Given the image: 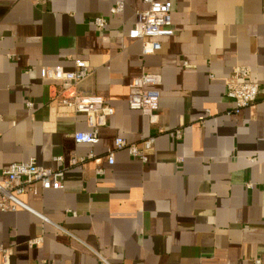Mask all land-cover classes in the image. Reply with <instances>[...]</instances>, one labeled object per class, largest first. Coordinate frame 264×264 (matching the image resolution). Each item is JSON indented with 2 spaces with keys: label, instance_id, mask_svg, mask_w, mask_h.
I'll return each mask as SVG.
<instances>
[{
  "label": "crops",
  "instance_id": "obj_1",
  "mask_svg": "<svg viewBox=\"0 0 264 264\" xmlns=\"http://www.w3.org/2000/svg\"><path fill=\"white\" fill-rule=\"evenodd\" d=\"M117 1L0 0V169L66 168L64 187L22 196L50 221L0 211V264H264V0H169L175 33L150 55L131 33L145 3L123 0L113 14ZM78 58L92 69L79 91L115 110L97 143L75 140L85 116L51 104L60 84L41 76ZM237 66L260 95L233 113L226 81ZM144 70L161 75L154 118L128 105ZM149 135L147 162L127 150L107 162L116 137Z\"/></svg>",
  "mask_w": 264,
  "mask_h": 264
},
{
  "label": "built area",
  "instance_id": "obj_2",
  "mask_svg": "<svg viewBox=\"0 0 264 264\" xmlns=\"http://www.w3.org/2000/svg\"><path fill=\"white\" fill-rule=\"evenodd\" d=\"M143 2L146 7L139 12V20L135 23L131 33L134 38L141 41L143 53L150 55L161 49L160 37L175 33L171 17L172 2L169 0H143ZM124 9L125 2L118 0L111 8V12L119 14ZM95 24L100 28L105 27L106 18L97 17ZM91 72L89 62L82 58L75 60L73 70H67L61 65H48L41 68V76L44 79L60 84V88L52 84L55 92L51 96V104L66 108L73 115H84L86 118L88 128L74 133L77 142L97 143L100 129L108 124L109 117L115 112L114 108L106 104L99 96L87 95L79 91V84ZM160 83L161 75L158 73L144 70L134 77L128 96L129 107L154 118L160 96L158 89ZM226 86V95L234 103L231 110L233 113H238L245 107L255 106L259 99L260 84L252 79V71L248 66H237L227 79ZM32 105V102H28L29 107ZM175 136L181 137L182 131L175 130ZM155 140V135L145 136L138 141H129L125 137L118 136L114 139V147L107 153V162L110 164L115 162V153L118 150H127L133 157L147 162ZM92 157H94L93 153L88 156L74 155L70 158V165L84 164L88 158ZM55 160L62 161L63 157L57 156ZM65 169L47 167L39 164L35 159L14 162L7 168L0 169V211L24 208L36 213L43 220L50 221L46 216L34 210L22 196L37 193L40 187L43 189L64 187ZM96 171L97 174H103L105 168L98 167ZM58 227L64 229L62 226L58 225ZM41 239L38 238L32 242H39ZM1 251L4 263H7L10 250L1 248ZM102 259L108 264L105 258Z\"/></svg>",
  "mask_w": 264,
  "mask_h": 264
}]
</instances>
